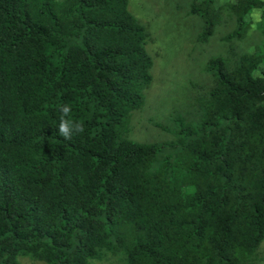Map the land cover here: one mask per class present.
I'll use <instances>...</instances> for the list:
<instances>
[{"label":"trees","instance_id":"1","mask_svg":"<svg viewBox=\"0 0 264 264\" xmlns=\"http://www.w3.org/2000/svg\"><path fill=\"white\" fill-rule=\"evenodd\" d=\"M192 0L210 58L198 117L174 139L127 138L153 65L128 0H0V264H251L264 240V0ZM84 131L65 140L60 106ZM156 127L169 131L168 127Z\"/></svg>","mask_w":264,"mask_h":264},{"label":"rangeland","instance_id":"2","mask_svg":"<svg viewBox=\"0 0 264 264\" xmlns=\"http://www.w3.org/2000/svg\"><path fill=\"white\" fill-rule=\"evenodd\" d=\"M192 0H128V9L146 29L149 37L146 50L152 59V81L144 91V103L131 112L128 119L127 138L136 143H160L174 139L173 118L182 117L185 123L195 122L198 117L196 101L207 93L212 77L205 71L210 58L224 56L233 46L237 52H259L262 41L256 31L260 10L248 17L250 30L240 42H224L232 25H227L222 11L221 24L207 42L197 41L201 32V20L188 15ZM234 0H216L217 7ZM264 49V48H263ZM264 66L259 67V75ZM168 127L169 131L156 127ZM23 264H43L30 258H21ZM93 264H123L120 257L108 256ZM251 264H264V240Z\"/></svg>","mask_w":264,"mask_h":264},{"label":"clouds","instance_id":"3","mask_svg":"<svg viewBox=\"0 0 264 264\" xmlns=\"http://www.w3.org/2000/svg\"><path fill=\"white\" fill-rule=\"evenodd\" d=\"M61 118L57 127L58 133L65 139L71 140L73 134H80L84 131V126L81 122L67 119L70 108L67 105L60 106Z\"/></svg>","mask_w":264,"mask_h":264}]
</instances>
